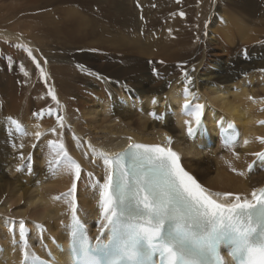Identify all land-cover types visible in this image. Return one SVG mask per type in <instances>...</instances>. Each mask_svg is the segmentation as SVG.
I'll use <instances>...</instances> for the list:
<instances>
[{
	"label": "bare ground",
	"instance_id": "obj_1",
	"mask_svg": "<svg viewBox=\"0 0 264 264\" xmlns=\"http://www.w3.org/2000/svg\"><path fill=\"white\" fill-rule=\"evenodd\" d=\"M10 44L33 49L48 73L47 84L27 53ZM181 68L192 77L189 88L205 105L210 148L187 137ZM259 69H264V0H0V264H22L20 220L33 231L29 251L36 254H42L38 223L48 229L43 236L49 244L53 236L64 244L70 222L67 203L55 197L69 190L72 176L49 170L50 135L40 142L31 134L22 136L9 117L28 133L56 125L60 135L51 136L62 139L83 168L97 176L103 171L98 159L93 163V157L85 155L91 152L89 143L115 153L127 146L129 136L150 144H166V136H171V147L201 184L206 180L196 173L205 176L216 169L206 188L250 197L253 187L264 185L263 163L247 172L257 159L253 153H264L258 139L264 137V111H256L264 107V72ZM49 86L56 91L59 108L48 95ZM44 108L63 115L65 127H58L55 116L33 115ZM151 112L163 119H154ZM105 115L110 116L108 124L107 118L101 119ZM232 124L239 128V142L221 147L239 153L238 164L223 160L214 167L213 159H201L209 149L215 153L220 130ZM98 126L99 134L94 132ZM21 152L24 160L19 159ZM244 162L242 172L239 165ZM232 168L238 177L229 173ZM78 200L83 220L94 228L96 199L83 180Z\"/></svg>",
	"mask_w": 264,
	"mask_h": 264
},
{
	"label": "snow or ice",
	"instance_id": "obj_2",
	"mask_svg": "<svg viewBox=\"0 0 264 264\" xmlns=\"http://www.w3.org/2000/svg\"><path fill=\"white\" fill-rule=\"evenodd\" d=\"M180 16L185 13L181 11ZM10 46L27 53L47 84L48 73L33 49L21 44ZM43 63L47 64V59ZM77 67L84 69L83 65ZM19 68L25 76L29 75L22 62ZM258 71L264 72V69ZM181 72L184 77L182 113L187 117L183 123L187 135L194 137L204 130L205 105L198 102L200 97L189 88L192 77L183 68ZM89 75L100 77L99 73L89 72ZM48 95L59 108L60 101L51 86ZM156 103L153 98L152 104ZM33 115L55 116L58 127H65L64 116L56 109L44 108ZM150 115L156 120L163 119L156 112ZM9 120L22 136L31 134L39 141L45 135L39 130L28 133L19 120L11 117ZM49 131L60 135L56 127ZM74 139L79 140L75 135ZM236 139V136L226 137L225 146H231ZM258 139L264 143V137ZM127 140V146L115 153L88 144L91 152L85 155H91L93 163L100 161L102 176L85 170L62 139L47 141L51 157L49 170L53 174L64 171L72 176L69 190L55 197L63 199L70 212V222L65 225L69 236V264H226L222 248L227 250L233 264H264V187H253L250 197L210 191L185 169L180 154L171 147V136H166V144L137 142L131 136ZM19 147L22 149L24 145ZM253 155L264 160V153ZM19 159H25L22 152ZM232 171L237 170L232 168ZM82 180L96 199L98 229L94 237L80 215L78 192ZM18 227L24 264H49L29 251L28 240L24 238L25 221L20 220ZM59 247L63 249V245Z\"/></svg>",
	"mask_w": 264,
	"mask_h": 264
},
{
	"label": "rangeland",
	"instance_id": "obj_3",
	"mask_svg": "<svg viewBox=\"0 0 264 264\" xmlns=\"http://www.w3.org/2000/svg\"><path fill=\"white\" fill-rule=\"evenodd\" d=\"M237 93V92H236ZM239 93V92H238ZM256 111L257 112H263L264 111V107H257L256 108ZM108 115V114H107ZM106 118H107V124H108V122H110V116H108V117H106V115L105 116H102L101 117V119H104V120H106ZM135 120H137L138 121V116H136L135 117ZM99 124H101V121L99 122ZM106 124V123H105ZM53 127H56V125H53L52 124V126L51 125H49V126H46L45 127V130L43 131V133H45V135H46V137L47 136H49L50 135V138H49V140H51V139H54L53 137L54 136H51V132L49 131L51 128H53ZM57 128V127H56ZM100 130H101V127H97L96 129H95V133H100ZM178 134V137L179 138H181V137H183V135H184V133L182 132V133H180V131H178V132H176V135ZM39 142H40V140H39ZM42 142V141H41ZM43 143H45V141H43ZM259 143H261V141H259ZM41 144V143H40ZM201 147V146H200ZM210 150V151H209ZM208 151V153H206V154H204V155H202V157H201V159H204V158H207V157H209V158H211V159H213V163H215V165H214V167H217V161H223V160H225V161H223V162H229V160H230V162L231 163H236V164H238V162L239 161H236V155H235V152H233V151H230L229 149L227 150V149H225V148H223V147H221V144H219V141H218V145L216 146V148H214V150H215V155L214 154H212V152H211V149H209ZM223 157H224V159H223ZM228 160V161H227ZM239 160V159H238ZM249 161V159L247 160V162ZM40 162V164L43 162V160H42V157L41 158H39V161H38V163ZM247 162H244L242 165H239V168H240V170L243 172L244 171V169H245V165H246V163ZM229 166V165H228ZM228 166H224V167H228ZM210 168H212L211 167V165H210ZM39 170V169H38ZM204 170L205 171H207V169L206 168H204ZM211 170V169H210ZM39 172H40V170H39ZM229 173L231 174V175H234L233 177H238L237 175L238 174H236L235 172H233V171H229ZM215 175L216 174V169H214L212 172H210L208 175H205V176H203L201 173H196V175L200 178V179H202V178H204L205 180H206V183L208 184V182H209V175ZM239 176H241V175H239ZM208 177V178H207ZM208 181V182H207ZM206 183H204L205 184V186H206ZM15 185V184H14ZM209 188H211L210 186H208ZM212 189V188H211ZM213 191H219V190H217V189H212ZM67 192V191H66ZM66 192H64V193H66ZM62 194V193H61ZM61 194L59 195V196H61ZM13 224V223H12Z\"/></svg>",
	"mask_w": 264,
	"mask_h": 264
}]
</instances>
